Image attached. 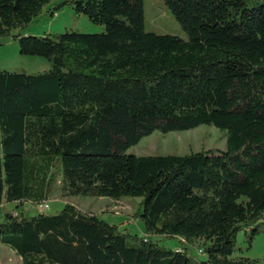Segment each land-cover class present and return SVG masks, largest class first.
Wrapping results in <instances>:
<instances>
[{
  "label": "trees",
  "instance_id": "trees-1",
  "mask_svg": "<svg viewBox=\"0 0 264 264\" xmlns=\"http://www.w3.org/2000/svg\"><path fill=\"white\" fill-rule=\"evenodd\" d=\"M52 0H0V36ZM187 33L148 31L144 0H63L101 32L16 35L39 72L0 69V242L22 264H262L232 257L240 230L264 221V0H164ZM202 124L224 149L137 155L145 136ZM62 176L70 195L141 197L148 235L203 239L205 260L121 231L66 203L25 212Z\"/></svg>",
  "mask_w": 264,
  "mask_h": 264
},
{
  "label": "rangeland",
  "instance_id": "rangeland-1",
  "mask_svg": "<svg viewBox=\"0 0 264 264\" xmlns=\"http://www.w3.org/2000/svg\"><path fill=\"white\" fill-rule=\"evenodd\" d=\"M63 0H52L44 7L41 15L33 19L24 29H13L8 35L0 36V69L12 71L39 72L50 68V62L41 56L23 55L16 35H55L67 30L80 32H101L105 25L94 23L87 15L76 13L72 5L66 4L50 14V8H55ZM144 21L148 31L158 33H172L185 39L187 33L180 22L170 12L164 0H144ZM227 146L226 132L214 125L202 124L198 127L185 130H175L163 133L154 131L145 136L137 145L130 147L127 152L137 155L150 154H186L202 149H224ZM141 197L124 196L120 199L90 195H70L63 189L62 176L54 173L48 196L39 201H26L25 212L35 215L39 211L58 213L66 203H73L81 210L95 213L100 218L116 224L121 231L139 236H146L168 248L187 249L189 255L197 261L205 260L207 255L200 252L204 248L203 239L188 242L179 236L165 234L148 235L142 220L135 215L140 205ZM48 203L45 208L41 204ZM16 202L4 201L0 205V216L7 210H13ZM259 232L251 239L249 229L239 231L236 238V249L232 257L246 256L257 259L264 264V221L258 226ZM0 264H22L21 256L10 246L0 242Z\"/></svg>",
  "mask_w": 264,
  "mask_h": 264
},
{
  "label": "built area",
  "instance_id": "built-area-1",
  "mask_svg": "<svg viewBox=\"0 0 264 264\" xmlns=\"http://www.w3.org/2000/svg\"><path fill=\"white\" fill-rule=\"evenodd\" d=\"M41 206H44L45 208L48 207V203L41 204ZM200 252H202V249H200Z\"/></svg>",
  "mask_w": 264,
  "mask_h": 264
},
{
  "label": "crops",
  "instance_id": "crops-1",
  "mask_svg": "<svg viewBox=\"0 0 264 264\" xmlns=\"http://www.w3.org/2000/svg\"><path fill=\"white\" fill-rule=\"evenodd\" d=\"M43 211V210H42ZM40 212V211H39Z\"/></svg>",
  "mask_w": 264,
  "mask_h": 264
}]
</instances>
